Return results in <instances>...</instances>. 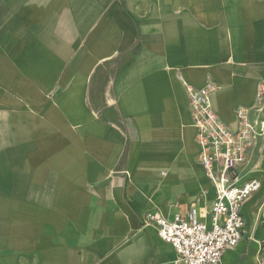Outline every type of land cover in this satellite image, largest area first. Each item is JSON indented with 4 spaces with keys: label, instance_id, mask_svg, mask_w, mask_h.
<instances>
[{
    "label": "crops",
    "instance_id": "obj_1",
    "mask_svg": "<svg viewBox=\"0 0 264 264\" xmlns=\"http://www.w3.org/2000/svg\"><path fill=\"white\" fill-rule=\"evenodd\" d=\"M226 124L264 82V0H0V264H179L151 213L210 219L185 85ZM260 189L219 264H264Z\"/></svg>",
    "mask_w": 264,
    "mask_h": 264
},
{
    "label": "built area",
    "instance_id": "obj_2",
    "mask_svg": "<svg viewBox=\"0 0 264 264\" xmlns=\"http://www.w3.org/2000/svg\"><path fill=\"white\" fill-rule=\"evenodd\" d=\"M218 89L209 80L200 87L185 85L198 146L195 158L215 194L209 222L198 220L194 212L147 215L158 237L177 254L179 264H219L223 253L242 238L243 202L261 187L251 173L253 152L264 137V82L258 83L251 105L236 107L233 125L223 122L214 110L213 95Z\"/></svg>",
    "mask_w": 264,
    "mask_h": 264
}]
</instances>
